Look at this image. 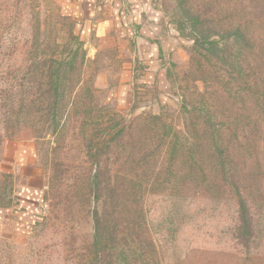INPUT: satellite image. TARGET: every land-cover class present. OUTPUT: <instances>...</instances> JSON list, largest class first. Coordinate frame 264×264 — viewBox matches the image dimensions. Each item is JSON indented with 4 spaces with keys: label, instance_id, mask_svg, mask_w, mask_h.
Returning a JSON list of instances; mask_svg holds the SVG:
<instances>
[{
    "label": "rangeland",
    "instance_id": "rangeland-1",
    "mask_svg": "<svg viewBox=\"0 0 264 264\" xmlns=\"http://www.w3.org/2000/svg\"><path fill=\"white\" fill-rule=\"evenodd\" d=\"M155 5L141 31L108 4L0 0V207L43 194L0 223V264H93L96 210L113 264H264V0ZM121 119L96 199L86 144Z\"/></svg>",
    "mask_w": 264,
    "mask_h": 264
},
{
    "label": "trees",
    "instance_id": "trees-1",
    "mask_svg": "<svg viewBox=\"0 0 264 264\" xmlns=\"http://www.w3.org/2000/svg\"><path fill=\"white\" fill-rule=\"evenodd\" d=\"M209 41V39H208ZM216 41H210V44H215ZM65 82L63 88L65 89ZM64 91V90H62ZM126 129V123L124 120L113 121L101 128H95L86 144L87 157L89 161L97 167V172L93 178V189L96 199H99L101 192L100 184V158L107 150L110 145L119 139ZM240 206L242 209L241 215V226L242 234L247 235V239L251 232V222L249 220V214L247 213V208L245 206L244 200H240ZM39 221L33 224V228L38 225ZM108 221L103 218V215L99 213L98 210L94 211L93 214V226H94V240L92 243V263L93 264H113L114 253L117 252V230L111 228ZM248 232V233H247ZM120 258H122L121 250L116 253Z\"/></svg>",
    "mask_w": 264,
    "mask_h": 264
},
{
    "label": "crops",
    "instance_id": "crops-1",
    "mask_svg": "<svg viewBox=\"0 0 264 264\" xmlns=\"http://www.w3.org/2000/svg\"><path fill=\"white\" fill-rule=\"evenodd\" d=\"M63 2L64 5L67 6V9L79 16L80 19L88 21L94 19L95 16L102 11V5H111L108 10L111 8L110 11L112 15L116 13L119 19H122L124 22L129 20L130 23L133 18V21L136 23L135 27L141 29V31L145 29L150 30L151 24H154V21L159 18V10L155 5V0H63ZM140 34L146 36L144 32ZM32 194L35 196L34 200L28 197L27 199L29 201L26 207H22V209L27 212L25 215H28V218L18 214V212L21 211V207H19L18 204L14 205L18 202L13 200V204L11 203L7 207H0V223L7 222V224H11L13 222H20L25 225L26 222L29 223V221H31V218L35 220L37 213H39L37 212L38 207L43 201V194L39 189L32 192ZM18 195L22 196V193L19 192L17 194L18 201H20L21 198H19ZM19 205L22 206V202ZM31 213H33V215H30Z\"/></svg>",
    "mask_w": 264,
    "mask_h": 264
}]
</instances>
